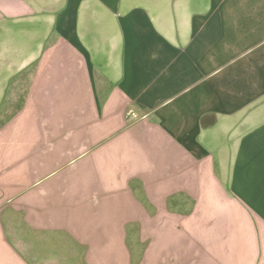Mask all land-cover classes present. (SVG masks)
<instances>
[{
  "label": "crops",
  "instance_id": "obj_1",
  "mask_svg": "<svg viewBox=\"0 0 264 264\" xmlns=\"http://www.w3.org/2000/svg\"><path fill=\"white\" fill-rule=\"evenodd\" d=\"M0 264H264V0H0Z\"/></svg>",
  "mask_w": 264,
  "mask_h": 264
},
{
  "label": "built area",
  "instance_id": "obj_2",
  "mask_svg": "<svg viewBox=\"0 0 264 264\" xmlns=\"http://www.w3.org/2000/svg\"><path fill=\"white\" fill-rule=\"evenodd\" d=\"M129 116H132V118H133V116H135L133 113H129Z\"/></svg>",
  "mask_w": 264,
  "mask_h": 264
}]
</instances>
